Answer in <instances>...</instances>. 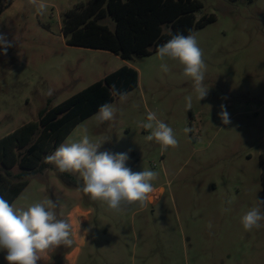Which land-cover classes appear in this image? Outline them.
Returning a JSON list of instances; mask_svg holds the SVG:
<instances>
[{
    "label": "rangeland",
    "instance_id": "374dc122",
    "mask_svg": "<svg viewBox=\"0 0 264 264\" xmlns=\"http://www.w3.org/2000/svg\"><path fill=\"white\" fill-rule=\"evenodd\" d=\"M88 1L47 0V11L39 14L26 0H0V35L10 44L7 54L0 46V139L131 66L139 72V86L111 103L115 119L98 123L95 114L63 143L79 142L85 134L94 143L110 139L98 151L127 153L126 167L133 172L158 173L152 182L155 199L112 211L78 190L79 174L71 173L78 187L68 186L50 164L30 177L12 204L27 208L50 199L57 202L58 218L72 224L74 243L50 251V264H65L64 254L78 246L77 264H264V226L245 231L241 223L257 199L263 200L264 0H199L197 19L216 18L194 32L209 87L200 101L183 66L161 61L157 53L128 61L109 51L68 46L62 34L65 14ZM162 63L168 64L167 73ZM222 105L227 125L219 115ZM149 112L173 129L178 147L164 151L146 139L150 133L139 125ZM77 206L81 211L68 216ZM75 228L83 239H77ZM5 255L0 251V264H7Z\"/></svg>",
    "mask_w": 264,
    "mask_h": 264
},
{
    "label": "trees",
    "instance_id": "16d2710c",
    "mask_svg": "<svg viewBox=\"0 0 264 264\" xmlns=\"http://www.w3.org/2000/svg\"><path fill=\"white\" fill-rule=\"evenodd\" d=\"M202 7L199 0H89L65 14L62 34L68 46L109 51L131 61L156 54L157 46L177 33L187 36L216 22L213 15L197 19ZM113 86L121 93L137 89L139 72L125 65L0 139V196L12 206L30 177L50 167L44 157L101 105L119 98ZM260 164L264 200V153ZM15 167L18 174L12 173ZM58 174L66 185L78 187L71 173Z\"/></svg>",
    "mask_w": 264,
    "mask_h": 264
},
{
    "label": "clouds",
    "instance_id": "9594fccd",
    "mask_svg": "<svg viewBox=\"0 0 264 264\" xmlns=\"http://www.w3.org/2000/svg\"><path fill=\"white\" fill-rule=\"evenodd\" d=\"M26 2L35 7L39 14H43L49 7L47 0ZM0 46L3 47L4 54H7L10 44L3 35H0ZM157 55L161 61H176L183 66V75L192 80L198 101L208 95L209 87L203 83L206 64L195 33L190 30L187 36L180 33L173 35L166 43L157 46ZM160 67L165 73L169 71L167 63H162ZM113 94L121 100L127 96V93L116 90L115 86ZM185 99L186 108L190 110L193 97L189 95ZM221 108V121L227 125L230 123L229 114L223 105ZM116 111L112 104L101 105L96 115L97 122L114 120ZM139 126L149 131L146 139H154L162 150L178 147L173 129L159 120L154 112H149L147 122H141ZM184 131L187 133L191 129L186 127ZM108 141L110 139L106 138L100 143H94L85 134L79 142L60 144L54 152L44 157V163L54 165L60 173L79 174L83 183L78 190L93 201L105 203L112 211L119 212L133 204L144 207L154 202L156 189L152 182L157 179L158 173L152 170L133 172L126 167L129 159L127 153L98 151ZM163 191L160 188V195H163ZM56 208L57 202L50 199L33 203L27 208H15L0 196V251L6 252L4 259L7 264H37L48 252L61 246H72V224L68 220L59 219ZM262 209L264 200L257 199L256 206L242 216L241 223L245 231L264 226L261 224L264 221ZM208 227L211 228L212 225L209 224ZM84 231L87 233L88 229Z\"/></svg>",
    "mask_w": 264,
    "mask_h": 264
},
{
    "label": "crops",
    "instance_id": "0c3cea01",
    "mask_svg": "<svg viewBox=\"0 0 264 264\" xmlns=\"http://www.w3.org/2000/svg\"><path fill=\"white\" fill-rule=\"evenodd\" d=\"M160 188L157 190L159 191ZM81 211V208L80 207H75L73 210H71V212L68 214V216H70L73 212H77V211ZM74 233L77 237V239H83V238H80L79 236H81L83 234L82 231H80V228H75L74 230ZM77 239H76V242H77ZM80 248L79 246L78 247H75L71 252H67L64 254V258H65V264H77V260H78V256L80 254ZM52 262V256L50 255V252H48L46 254V256H44V258L40 261H37V264H50Z\"/></svg>",
    "mask_w": 264,
    "mask_h": 264
}]
</instances>
